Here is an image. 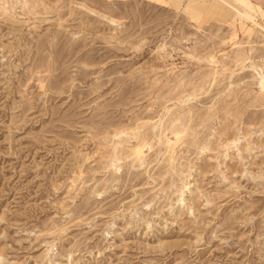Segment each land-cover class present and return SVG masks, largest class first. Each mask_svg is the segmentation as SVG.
I'll return each instance as SVG.
<instances>
[{
	"label": "rangeland",
	"instance_id": "rangeland-1",
	"mask_svg": "<svg viewBox=\"0 0 264 264\" xmlns=\"http://www.w3.org/2000/svg\"><path fill=\"white\" fill-rule=\"evenodd\" d=\"M0 264H264V0H0Z\"/></svg>",
	"mask_w": 264,
	"mask_h": 264
}]
</instances>
